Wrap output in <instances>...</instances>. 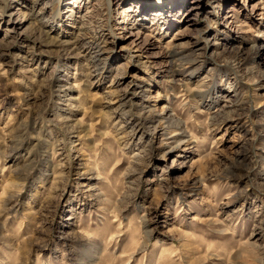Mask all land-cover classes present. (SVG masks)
<instances>
[{"label": "rangeland", "instance_id": "374dc122", "mask_svg": "<svg viewBox=\"0 0 264 264\" xmlns=\"http://www.w3.org/2000/svg\"><path fill=\"white\" fill-rule=\"evenodd\" d=\"M100 1L0 0V264H264V0Z\"/></svg>", "mask_w": 264, "mask_h": 264}, {"label": "bare ground", "instance_id": "6f19581e", "mask_svg": "<svg viewBox=\"0 0 264 264\" xmlns=\"http://www.w3.org/2000/svg\"><path fill=\"white\" fill-rule=\"evenodd\" d=\"M78 1V0H77ZM170 0H168V5H170L171 4V2H173V8H170L168 5L167 6H165V4H167V3H161V2H159V1H157V7L156 8H153L151 11H153V12H151V14H149V17L151 16V17H153L154 18V20H156L155 22H157V23H159V26H160V29L162 28V26H165L166 24H167V22H166V14L168 15V13H170V12H172V11H174V10H176L177 8H178V6L180 5V3H181V0H171L170 2H169ZM108 3H109V0H101L100 1V3H99V6H102V5H106V6H108ZM125 3H126V0H125ZM4 5V4H3ZM144 7V6H143ZM142 6L140 7V8H143ZM91 10H87L86 12H90ZM129 11H132L131 9H128V10H126L125 11V13H124V19H126V16H128V14H131V12H129ZM103 14H105L106 15V17H105V24H104V26H106L107 28H109L110 27V25H109V22L112 20V14H113V12H108V11H106V12H104ZM120 14H122V13H120ZM116 16H118V15H114V18H116ZM123 16V15H122ZM148 16V15H147ZM156 18V19H155ZM102 20H103V18H102ZM124 21V20H123ZM124 23V22H123ZM128 26H122V27H120L121 28V32H124V31H127L128 32V28H127ZM101 28H103V27H101ZM128 36L129 35H126V33H123L122 35H121V37L122 38H125V39H128ZM80 42V41H79ZM95 66V65H94Z\"/></svg>", "mask_w": 264, "mask_h": 264}]
</instances>
